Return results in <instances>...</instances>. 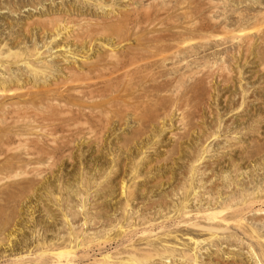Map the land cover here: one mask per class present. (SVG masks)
Returning a JSON list of instances; mask_svg holds the SVG:
<instances>
[{
	"label": "rangeland",
	"instance_id": "obj_1",
	"mask_svg": "<svg viewBox=\"0 0 264 264\" xmlns=\"http://www.w3.org/2000/svg\"><path fill=\"white\" fill-rule=\"evenodd\" d=\"M208 1L0 0V76L9 80V76L28 79L30 75V79L23 80L30 81L31 88L28 82L20 83V78L15 85L19 84L17 92L23 94L28 89L31 97L28 92L24 98L29 108L43 110L49 116L51 109L44 104L42 96L50 83L58 82L64 86L60 89L67 91L61 96L66 104L60 101L55 107L57 110L64 104L58 112L62 117L69 114L66 117L71 123L66 122L68 127L64 129L55 125L52 131L57 138L53 137L52 143V139L47 140L38 131L29 130L34 137L29 136L27 144L11 136L19 129L21 134L28 133L29 126L19 123L20 128L11 127L0 119V264H54L53 258L40 251L44 249L47 253L57 248L67 252V258L73 259L71 264L74 261L73 264H105L91 260L107 253L111 256L106 264H111L114 251L125 250L118 241L130 238L129 233H133L131 242L143 247L144 228L150 225L148 229L156 230L153 232L160 236L161 230L156 228L163 220L160 214L168 211L178 220L174 211L171 212L179 201L173 193L183 185L186 189L197 188L204 179V188L213 183L223 188L228 181L235 184L233 180L238 179V182H253L252 187L248 184L250 188L257 184L264 188V0ZM58 29L62 32L59 37L55 36ZM63 30L69 31L64 34ZM67 32H72L70 38L64 37ZM60 46L70 53L64 56ZM31 47H38L42 53L36 58L31 52L33 56H27L30 49L33 52L37 49ZM4 53H7L6 61L2 59ZM10 53L14 58L10 59ZM84 58L85 64L81 61ZM29 59L35 61L34 65ZM45 60L51 63L52 73L44 70ZM1 61L10 68L9 76L7 70H2ZM63 64L83 70L67 80L58 71ZM113 66L114 70L125 67L127 72L124 76L117 73L110 76ZM78 77L98 86L91 101L75 97L72 91L68 93L74 84L82 82ZM33 97L36 101L41 99L36 103ZM40 101L44 105L38 104ZM83 104L86 111L89 107L94 111L78 114L75 109L80 110ZM65 107L68 111L65 109L63 113ZM56 110L53 107L52 113L58 115ZM200 166L206 175L193 176V169L200 172ZM199 176L202 181L197 182ZM145 214H152L154 223L146 225ZM111 225L115 227L110 228ZM125 225L129 232L122 239L124 233L120 231ZM261 225L264 226L258 222L254 227ZM77 227H80L78 232ZM170 228L174 232L167 237L169 244H188L180 231L176 232L174 226ZM139 231L142 236L137 234ZM76 233L85 240L90 237L87 248L73 245L74 236L83 239ZM155 234L151 236L156 238ZM212 249L202 250V258L211 259ZM231 249L236 248H227L225 254L219 252L220 258L229 257ZM126 254L116 257L122 260L121 257H128ZM247 256L243 260L252 264ZM132 261L135 264L134 260L120 263Z\"/></svg>",
	"mask_w": 264,
	"mask_h": 264
},
{
	"label": "bare ground",
	"instance_id": "obj_2",
	"mask_svg": "<svg viewBox=\"0 0 264 264\" xmlns=\"http://www.w3.org/2000/svg\"><path fill=\"white\" fill-rule=\"evenodd\" d=\"M211 1V0H210ZM210 1H208L209 3H210ZM215 1V0H214ZM138 2V1H137ZM31 3V2H30ZM15 5V4H14ZM128 5V4H127ZM167 5V4H166ZM165 5V6H166ZM207 5H208V3H207ZM163 8H164V6H163ZM133 9V8H132ZM180 9H182V8H180ZM12 10V9H11ZM165 10V9H164ZM168 10V9H167ZM211 11V10H210ZM209 11V12H210ZM166 12V11H165ZM170 12V11H169ZM211 13V12H210ZM56 15V14H55ZM240 15V14H239ZM110 16V15H109ZM112 16V15H111ZM70 17V16H69ZM68 17V18H69ZM116 17V16H115ZM240 17V16H239ZM38 18V17H37ZM57 18V17H56ZM83 18H84V16H83ZM89 18V17H88ZM97 18V17H96ZM113 18V17H112ZM118 18V17H117ZM242 18V17H241ZM61 19V18H60ZM92 19V18H91ZM98 19V18H97ZM120 19V18H119ZM191 19V18H190ZM32 20V19H31ZM41 20V19H40ZM45 20V19H44ZM49 20L51 21V19L49 18ZM48 20V21H49ZM87 20V19H86ZM108 20V19H107ZM110 20V19H109ZM114 20V19H113ZM121 20V19H120ZM33 21V20H32ZM68 21V20H67ZM97 21V20H96ZM111 21V20H110ZM115 21H116V18H115ZM34 22V21H33ZM40 22V21H39ZM69 22V21H68ZM90 22V21H89ZM92 22V21H91ZM114 22V21H113ZM214 22H216V21H214ZM240 22V21H239ZM60 23V22H59ZM64 23V22H63ZM117 23V22H116ZM33 24V23H32ZM49 24V23H48ZM118 24V23H117ZM117 24H116V26H117ZM119 24H121V23H119ZM28 24L26 23V26H27ZM29 25H30V23H29ZM91 25V24H90ZM106 25V24H105ZM63 26V25H62ZM67 26V25H66ZM65 26V27H66ZM80 26V25H79ZM92 26H94V25H92ZM75 28H76V26H75ZM103 28V27H102ZM61 29H58L57 31L58 32H56V34H55V36H58L59 34H61L62 35V32L60 31ZM74 30V29H73ZM93 30V29H92ZM56 31V30H55ZM64 31V30H63ZM66 31H69V30H65L64 31V34H65V32ZM100 31V30H99ZM103 31V30H102ZM74 32V31H73ZM72 33V32H71ZM70 33V34H71ZM89 33V32H88ZM95 33V32H94ZM93 33V34H94ZM99 33V32H98ZM68 32L66 33V35L64 36L65 38H70V35ZM75 34V33H74ZM73 34V35H74ZM90 34V33H89ZM102 34V33H101ZM75 36V35H74ZM91 36V35H90ZM261 36V35H260ZM59 37V36H58ZM73 37V36H72ZM75 37H78V35L77 36H75ZM85 37V36H84ZM88 37H89V35H88ZM93 37V36H92ZM74 38V37H73ZM79 38V37H78ZM81 38V37H80ZM260 38V37H259ZM35 39V38H34ZM72 39V38H71ZM51 40H53L52 38H51ZM55 40V39H54ZM74 40H76V39H74ZM19 41V40H18ZM71 42V41H70ZM74 42V41H73ZM77 42V41H76ZM82 42V41H81ZM89 42V41H88ZM80 43V42H79ZM262 43H264V42H262ZM7 45V44H6ZM90 45V44H89ZM26 45H24V47H25ZM34 46V45H33ZM52 46V45H51ZM54 46V45H53ZM56 46V45H55ZM46 47V46H45ZM66 47V46H65ZM108 47V46H107ZM106 47V48H107ZM1 48V47H0ZM8 48V47H7ZM32 48V47H31ZM37 48V49H36ZM34 47V48H32V49H36V51L35 52H33V51H31V49L29 50V49H27V51L29 50V54H27L26 53V50H25V53L27 54V56L29 55V56H33V55H30V52L33 54L34 53V57L35 56H37V54H38V56L42 53V52H39V50H38V47ZM56 48H57V46H56ZM3 49V48H2ZM59 51H63V53L62 54H64V56H65V53H70V50L68 51L67 49H65V48H62L61 46L59 47ZM263 49H264V47H263ZM262 49V50H263ZM4 50V49H3ZM2 50V51H3ZM7 50H5V52H6ZM17 51H18V49H17ZM111 51V50H110ZM22 52V51H21ZM45 52V51H44ZM80 52V51H79ZM106 52V51H105ZM261 52V51H260ZM263 52V51H262ZM3 53V52H2ZM13 53V52H12ZM12 53H10V59H11V57L12 58H14V56H11V54ZM76 53H78V52H76ZM75 53V54H76ZM85 53V52H84ZM109 53H111V52H109ZM6 54V55H5ZM17 54H18V52H17ZM53 54V53H52ZM66 54V55H67ZM73 54V53H72ZM80 54V53H79ZM114 54V53H113ZM1 55L2 54H0V57H1ZM15 55H16V53H15ZM20 55V54H19ZM71 55V54H70ZM263 56H264V54H262ZM262 55H261V57H262ZM5 56H7V53H4V58H2L3 60L5 59V61H6V59L7 58H5ZM22 56V55H21ZM16 57V56H15ZM18 57V56H17ZM20 57V56H19ZM67 57V56H66ZM81 57V56H80ZM24 58V57H23ZM36 58V57H35ZM73 58V57H72ZM87 58V57H86ZM263 58V57H262ZM17 59H19V58H17ZM20 59H22V58H20ZM66 59V58H65ZM83 59V58H82ZM8 60H9V58H8ZM8 60H7V62H8ZM16 60V59H15ZM56 60V59H55ZM69 60V59H68ZM71 60V59H70ZM112 60H114V59H112ZM264 60V59H263ZM10 61V60H9ZM23 61V60H22ZM29 61L32 63L33 62V65H34V60L32 59V60H30L29 59ZM28 61V62H29ZM80 61V60H79ZM82 61V63L83 64H85V58H84V60H81ZM111 61V60H110ZM11 62V61H10ZM21 62V61H20ZM28 62H26V63H28ZM29 62V63H30ZM41 62H43V61H41ZM3 62L1 61V67L3 66V68L4 69H2V70H7L6 72L8 73L9 71H10V68L8 67V65L6 64V65H4V63L2 64ZM24 63V62H23ZM30 63V64H31ZM100 63V62H99ZM261 63V62H260ZM263 63V62H262ZM38 64V63H37ZM36 64V67L38 66ZM43 64H44V66H45V69L44 70H46V69H48L47 70V73H52V72H50L51 70H52V65H51V63H49L48 61H44L43 62ZM82 64V65H83ZM112 64V63H111ZM77 65V64H76ZM126 65V64H125ZM9 66H11V65H9ZM28 66V68H30L29 67V64L27 65ZM31 66H32V64H31ZM100 66V65H99ZM17 67V66H16ZM40 66H38V68H39ZM103 67V66H102ZM114 67V66H113ZM261 67V66H260ZM32 68H34V66L32 67ZM31 68V69H32ZM125 67H123L121 70H118L117 68H116V70H114L115 69V67L113 68V70L109 73L110 74V76L111 75H113V74H115V73H117V74H123L122 76H124L125 75V73L127 72V68L126 69H124ZM1 69V68H0ZM40 69V68H39ZM90 69V68H89ZM107 69V68H106ZM30 70V69H29ZM44 70H43V72H44ZM81 70H83L82 68H75L73 65H65V64H63L62 66H61V68H59L58 69V71L62 74L61 76H64L65 77V79H67L68 77H70L71 76V80L73 79V78H75L77 75L76 74H78L79 72H81ZM262 70V69H261ZM33 71V70H32ZM35 71H36V68H35V70H34V73H35ZM95 71V70H94ZM11 72V71H10ZM10 72L8 73V76L10 75ZM26 72V71H25ZM24 71L22 72V73H25ZM28 72H30V71H28ZM39 72V71H38ZM41 72H42V69H41ZM46 72V71H45ZM83 72V71H82ZM100 72H102L101 70H100ZM100 72H99V74H100ZM3 73V72H2ZM21 73V72H20ZM19 73V74H20ZM21 73V74H22ZM27 73V72H26ZM34 73H32V74H34ZM84 73V72H83ZM14 75V73H11V75ZM29 74H31V73H29ZM41 74V73H40ZM86 74V73H85ZM84 74V75H85ZM108 74V75H109ZM1 75V74H0ZM24 75V74H23ZM27 75V74H26ZM35 75V74H34ZM37 75V74H36ZM35 75V76H36ZM42 75V74H41ZM44 75H45V73H44ZM46 75H48V74H46ZM45 75V76H46ZM76 75V76H75ZM83 75V76H84ZM105 75V74H104ZM107 75V76H108ZM5 76H6V74H5ZM15 76V75H14ZM18 76V75H17ZM33 76V75H32ZM55 76V75H54ZM72 76H74L73 78H72ZM79 76V75H78ZM80 76H81V74H80ZM90 76V75H89ZM109 76V77H110ZM114 76V75H113ZM28 77V79H30V75H28L27 76ZM34 77V76H33ZM50 77H51V75H50ZM63 77V78H64ZM109 77H107V79H110ZM115 77V76H114ZM9 80H8V78H6V77H4V76H0V119H1V121L2 122H5V124H9V126H11V127H14V126H18V128H20L19 127V123H21V124H26L27 126H29V128H28V133H26L25 132V134H21V133H19L20 132V129H19V132H12L13 131V129H12V136H11V138L13 137V138H15V139H18V140H20V141H22V140H24L25 142H26V140L28 139L29 140V138L31 139V137H34L33 135H32V133L34 132V131H38V133H39V135L41 134V136H43L44 138H46L47 140H51L50 142L52 143L53 142V137H56V135L54 134L55 132L54 131H52V130H54L53 128L54 127H56L55 125H58L59 127H62V129H64L63 127L65 126V128L66 127H68V125L69 124H71L68 120H69V117L67 118L66 116H69V114L68 115H66V116H64V117H62L63 116V114H61V112L59 113L58 112V109H59V107H57L58 109L56 110V105H58V103H60V101H61V99H63L64 97H61L62 96V94H64L65 92V90H61V89H63L64 88V86H61V85H59V84H57L58 82H54V83H50V86L48 85V87L47 88H45L46 89V92H45V96H42V97H44V99L42 98V100L44 101V104L46 103L47 104V106L51 109V112H50V110L48 111L47 110V108L45 109L44 108V110H47L48 112H50V114H51V116H49L48 115V113H47V115H45L46 114V112H42L41 110V112H39V109H38V111H35V110H33V107H32V109H30L29 108V104H28V101L25 99L26 97H25V95H26V93H28L29 92V94L28 95H30L29 97H31V93H30V91H28V89H27V92H26V90H25V94L23 93V94H21L20 93V91H19V93L17 92V90H19V84H18V87H16L15 85H17V83H19L20 82V80L22 79L23 80V78L24 77H22L21 78V76L20 77H15V79L14 78H12L11 79V76H9ZM21 78V79H20ZM25 78H26V76H25ZM24 78V79H25ZM61 79H62V77H60ZM80 77H78V79H79ZM96 78V77H95ZM14 79V80H13ZM27 78L25 79V80H28ZM69 79V78H68ZM67 79V80H68ZM81 80H82V78H80ZM88 79V78H87ZM21 80V82L20 83H23L24 82V80L22 81ZM46 80V79H45ZM63 80V79H62ZM89 80V79H88ZM100 80V79H99ZM31 81H33V80H31ZM87 81V80H86ZM96 81V80H95ZM105 81V80H104ZM108 81V80H107ZM110 81V80H109ZM7 82L8 83H10V84H7ZM28 83L30 82V81H27ZM27 82H24L25 84H27ZM53 82V81H52ZM65 82V81H64ZM73 82H76L77 83V81H73ZM82 82H84V83H82ZM82 82H78L77 84H74L75 86H73L72 87V89L71 90H68V93L70 92V91H72V93H73V95L76 97H79V99H83L84 101H91L92 100V98L93 97H95V93L97 92V87L98 86H96V85H93V83L91 84L90 82H88V83H86L84 80H82ZM103 82V81H102ZM49 83V82H48ZM66 83H67V81H66ZM108 83V82H107ZM107 83H105V84H107ZM30 84L31 83H29V86H30ZM46 84V83H45ZM95 84V83H94ZM100 84V83H99ZM21 85H23L24 86V84H21ZM103 85V84H102ZM111 85V84H110ZM46 86H47V84H46ZM61 87H63V88H61ZM114 87V86H113ZM24 88V87H23ZM23 88H22V90H23ZM30 88H31V86H30ZM44 88V87H43ZM42 88V90H44ZM61 88V89H60ZM108 88V87H107ZM25 89H26V86H25ZM102 89V88H101ZM21 90V89H20ZM21 90V91H22ZM33 90H36V89H34L33 88ZM99 90V89H98ZM112 90V89H111ZM37 91V90H36ZM39 92H41V91H37V93H39ZM100 92V91H99ZM33 93H34V95H35V91L34 92H32V95H33ZM66 93H67V91H66ZM65 93V94H66ZM71 93V92H70ZM71 93V94H72ZM109 93V92H108ZM100 94V93H99ZM70 94H68L67 96H69ZM72 95V96H73ZM111 95V94H110ZM25 97V98H24ZM28 97V96H27ZM70 97V96H69ZM98 98V97H97ZM96 98V99H97ZM38 99V98H37ZM41 99V98H40ZM40 99H38V100H40ZM94 99V98H93ZM32 100H34L36 103H37V101H36V98H34L33 97V99ZM98 100V99H97ZM43 101H40L38 104H40V103H42L43 104ZM63 101H65V100H63ZM63 101H61V102H63ZM79 101V100H78ZM81 101V100H80ZM83 101V102H84ZM87 101V102H88ZM32 103H33V101H31ZM87 102H85V103H87ZM64 104H66L65 102H63ZM95 103V102H94ZM110 103V102H109ZM43 104V105H44ZM64 104H61L60 105V109H59V111H61V107H62V105H63V107H64ZM81 104V103H80ZM99 104V103H98ZM42 105V106H43ZM84 105L85 104H83V107L82 108H79L80 110H78V109H75L77 112H78V114H80V113H82V115H84V111H86L85 109L86 108H84ZM30 106H33V105H30ZM40 106V105H39ZM69 106V105H68ZM36 107H37V104H36ZM55 108V110H56V113L58 114V115H55V113L53 112L52 113V108ZM70 107H71V105H70ZM39 108V107H38ZM83 108H84V110H83ZM36 109V108H35ZM42 109V108H41ZM66 109V107L65 108H63L62 110H63V113H64V110ZM68 109V108H67ZM66 109V110H67ZM74 109H73V111H74ZM90 109V111H92L93 109L92 108H88V110ZM54 110V109H53ZM65 110V111H66ZM71 110V109H70ZM69 110V111H70ZM87 110V111H88ZM68 111V110H67ZM82 111V112H81ZM86 111V112H87ZM89 111V112H90ZM94 111V110H93ZM37 112V113H36ZM72 112V111H71ZM66 113V112H65ZM73 114H74V112H72ZM52 114H54V116L52 115ZM75 114H77L76 112H75ZM77 114V116H79ZM86 114V113H85ZM88 114V113H87ZM90 114H92V112H90ZM90 114H88V115H90ZM94 114V113H93ZM73 117V116H72ZM71 117V118H72ZM81 117V116H80ZM70 118V120H72ZM85 121V120H84ZM83 121V122H84ZM66 122H67V124H66ZM72 122V121H71ZM73 122H75V120L73 121ZM77 122V121H76ZM65 123V124H64ZM59 124H61V126L59 125ZM62 124H63V126H62ZM1 126V125H0ZM8 126V125H7ZM6 126V127H7ZM23 126V125H22ZM24 127H25V125H24ZM4 128V127H3ZM16 128V127H15ZM14 128V131L16 130ZM26 128V129H27ZM6 129V128H5ZM7 129H8V127H7ZM22 129H25V128H22ZM26 129H25V131H26ZM61 129V130H62ZM4 130V129H3ZM10 130H11V128H10ZM32 131V133H29L30 131ZM18 131V130H17ZM65 131V130H64ZM67 131H68V129H67ZM8 132H9V129H8ZM23 132H24V130H23ZM228 132V131H227ZM9 134V133H8ZM36 134V133H35ZM213 134V133H212ZM2 135V134H1ZM32 135V136H31ZM55 135V136H54ZM10 136V135H9ZM8 136V137H9ZM29 136H31V137H29ZM38 136V135H37ZM42 137V138H43ZM5 138H6V136H5ZM41 138V139H42ZM43 138V139H44ZM57 138V137H56ZM234 138V137H233ZM264 138V137H263ZM9 140H10V138H8ZM35 139H36V137H35ZM216 139V138H215ZM6 140V139H5ZM27 140V141H28ZM33 140V139H32ZM45 140V139H44ZM12 141H14V140H12ZM31 141V140H30ZM37 141V140H36ZM35 140H34V142H36ZM49 141H47L46 142V144L49 142ZM18 142V141H17ZM44 141H42L41 143H43ZM27 143V142H26ZM29 143V142H28ZM27 143V144H28ZM30 143H32V141L30 142ZM40 143V144H41ZM20 144H22L21 142H20ZM24 144V143H23ZM45 144V143H44ZM18 145H19V143H18ZM38 145V144H37ZM248 146V145H247ZM24 147V146H23ZM234 147V146H233ZM228 148H230V147H228ZM227 148V149H228ZM209 149V148H208ZM13 150H15V149H13ZM28 150H30V149H28ZM28 150H25V151H28ZM203 150V152H205L204 150L205 149H202ZM244 150V149H243ZM226 152V151H225ZM230 152V151H229ZM223 153V152H222ZM25 154V153H24ZM224 154V153H223ZM249 155V154H248ZM222 156V155H221ZM30 157H31V155H30ZM194 157V156H193ZM211 157V156H210ZM241 157V156H240ZM203 158V157H202ZM232 158V157H231ZM235 158V157H234ZM233 158V159H234ZM254 158V157H253ZM191 159V158H190ZM229 159V158H228ZM243 159H245V158H243ZM208 160V159H207ZM231 161H233L232 159H230ZM248 160V159H247ZM260 160V159H259ZM236 161V160H235ZM227 162V161H226ZM230 162V161H229ZM245 162V161H244ZM263 162V161H262ZM210 163V162H209ZM212 163H213V161H212ZM215 163V162H214ZM218 163V162H217ZM208 164V163H207ZM216 164V163H215ZM19 165V164H18ZM230 165L231 166H233L234 165V168H235V164L232 162V164H231V162H230ZM237 165H238V163H237ZM236 165V166H237ZM202 166V165H201ZM201 166L200 167H198L199 169L201 168ZM211 166V165H210ZM204 166H202V168H203ZM207 167H209V166H207ZM237 167H239V166H237ZM202 168H201V171L199 172V170L198 169H193V173H192V175L194 174H197V176L200 174H202V177H203V174L204 175H206L205 174V171H203L202 170ZM205 168V167H204ZM211 168H212V166H211ZM220 168V167H219ZM223 168V167H222ZM231 168V167H230ZM258 168V167H257ZM218 169V168H217ZM236 169V168H235ZM198 170V171H197ZM211 170V169H210ZM219 170V169H218ZM233 170V169H232ZM209 171V170H208ZM217 172V171H216ZM209 173V172H208ZM207 173V174H208ZM233 173V172H232ZM244 174V173H243ZM251 174V173H250ZM262 174V173H261ZM193 175V176H194ZM158 176V175H157ZM210 176V175H209ZM252 176H253V174H252ZM255 176H257V175H255ZM254 176V177H255ZM261 176V175H260ZM186 177V176H185ZM200 177V179L198 178V177H196V178H198L197 179V182H200V181H202V177L201 176H199ZM236 177H238L237 175H236ZM254 177H252V178H254ZM259 177V176H258ZM257 177V178H258ZM191 178H192V176H191ZM210 178V177H209ZM235 178V177H234ZM233 178V179H234ZM250 178V177H249ZM252 178H251V180H252ZM256 178V177H255ZM254 178V179H255ZM194 181H195V178L193 179ZM211 180V179H210ZM209 180V181H210ZM238 180V179H237ZM236 179L235 180H233V181H236L235 182V184L232 182H229L228 181V183H227V185L226 186H222L223 188H219L217 185H216V183H215V185H214V183L210 186L209 185V187H207V188H204L203 187V183H205L206 182V180L204 181V179H203V183L202 184H199L198 186L196 185V187L197 188H195V186H193V187H191L190 186V188L191 189H186L187 187H185L184 185L182 186V188H180L179 189V191L177 190V192H175V193H173V196L175 195V194H177L176 195V197L179 199V201L177 202V204L176 205H173L174 206V208H173V210H171V212H173L174 211V213L176 214V216H177V218H178V220H175V219H173V216H170L171 214H173V213H171V214H169L168 213V211L166 212V213H164L163 212V210L162 211H160V210H157V213H161V212H163L164 214H160V216L161 217H163V220L161 221V223L160 224H158V226L156 227V226H154V227H156L158 230L160 229L161 230V233H160V236L162 235V236H164V238H159L160 236L158 235V236H156V234L154 233L156 230H150L151 228L149 227L150 225H149V223H151V222H153L154 223V221H153V219H155L154 218V216H152V214L149 216H146V214H145V223H148V224H146V225H149L148 227L150 228V229H148V227L147 228H144V232H142L141 230V232L144 234L145 233V237L143 238L142 237V240L144 239L145 240V246H143V247H138V246H140V245H135V243H134V241H133V243L131 242L132 241V239L130 240V238H132V236H133V233H129V234H132V236L131 235H129V236H127V237H130V238H128V239H126V240H122L121 242L120 241H118V243H120V245H123V247L125 248V250H122V251H116L115 249H117L118 248V246H120V245H115V246H117V248L115 247V251L114 252H116L115 253V256H112V257H114V259H111L110 260V262L109 263H111V264H115V263H118L119 262V264H121L120 262H125V261H129V260H134L135 262V264H173V262H177V264H214L215 262H218L219 264H247V261H244L243 260V257H244V255H248L247 257H248V261H249V259L251 260V263L252 264H264V226L263 225H261L260 226V228L258 227V228H256V227H254L258 222L260 223H262V224H264V188H262V187H259L258 186V184H257V186H254L253 188H250L249 186H248V184L251 186V184L253 183V182H251V181H249V182H247V181H237ZM245 180V179H244ZM256 180V179H255ZM261 180H263V179H261ZM260 180V181H261ZM190 181V180H189ZM230 181H232V180H230ZM252 181H254V180H252ZM188 182V181H187ZM208 182V181H207ZM227 182V181H226ZM256 183H259V181L258 182H256ZM262 183V182H261ZM183 184H184V182H183ZM195 184V183H194ZM254 184H255V182H254ZM205 185H207V184H205ZM221 185V184H220ZM225 185V184H224ZM189 186V185H188ZM239 186V187H238ZM252 187V186H251ZM122 189H124V188H122ZM189 190V191H188ZM86 191V190H85ZM132 191H133V189H132ZM102 193V192H101ZM125 194V193H124ZM102 195V194H101ZM81 196V195H80ZM123 196V195H122ZM127 196V195H126ZM57 197V196H56ZM175 197V198H176ZM129 198V197H128ZM127 198V199H128ZM123 199V198H122ZM172 199V198H171ZM129 202V201H128ZM161 202V201H160ZM74 203V202H73ZM125 203V202H124ZM162 204H164V203H162ZM76 205V204H75ZM150 205V204H149ZM62 206V205H61ZM81 206V205H80ZM84 206V205H83ZM91 206H92V204H91ZM123 207V206H122ZM146 207V206H145ZM163 207H165V206H163ZM68 208V207H67ZM82 208V207H81ZM125 208V207H124ZM150 208V207H149ZM172 208V207H171ZM73 209V208H72ZM84 210H85V208H83ZM46 210V209H45ZM78 210V209H77ZM76 210V211H77ZM80 211V210H79ZM137 211V210H136ZM44 212V211H43ZM65 212V211H64ZM84 213H86L85 211H83ZM124 212V211H123ZM150 212V211H149ZM76 213V212H75ZM151 213V212H150ZM87 214V213H86ZM101 215V214H100ZM49 216V215H48ZM70 216V215H69ZM72 216V215H71ZM85 216V215H84ZM131 216V215H130ZM74 217V216H73ZM69 218V217H68ZM121 218V217H120ZM127 218V217H126ZM132 218V217H131ZM141 218V217H140ZM176 218V217H175ZM74 219V218H73ZM89 219V218H88ZM173 219V220H172ZM124 220H125V218H124ZM164 220H169V222L170 223H172V226H170V227H175L176 228V232H177V230L178 231H180L181 233H182V236L184 235L185 237L183 238L184 239V241L186 240L187 242H188V244L187 245H185L183 242L179 245H177V244H169V240L167 239V237H170V234L171 233H173L172 232V230H170L171 228L169 227V224L167 223V222H165L164 223ZM99 221V220H98ZM117 221V220H116ZM120 221V220H119ZM128 221V220H127ZM130 221V220H129ZM141 221H142V219H141ZM84 222V221H83ZM82 222V223H83ZM112 222V221H111ZM144 222L142 223V224H144ZM257 222V223H256ZM97 223V222H96ZM95 223V224H96ZM127 223V222H126ZM153 223L151 224L152 226H153ZM256 223V224H255ZM110 224V223H109ZM113 224V223H112ZM116 224V223H115ZM114 224V225H115ZM122 225H123V223H121ZM130 224V223H129ZM132 224V223H131ZM255 224V225H254ZM86 225V224H85ZM117 225V224H116ZM122 225H119V226H122ZM137 225V224H136ZM136 225L134 226V228L136 227ZM141 225V224H140ZM79 226V225H78ZM131 226V225H130ZM129 226V227H130ZM151 226V227H152ZM71 227V226H70ZM76 227V226H75ZM112 227H115V226H113V225H111V227L110 228H112ZM168 227V228H167ZM62 228V227H61ZM74 228V227H73ZM80 227H77V232H78V229H79ZM110 228H109V230H110ZM119 228H121V227H119ZM122 228H123V230H122ZM121 229H119V230H122V231H120V232H122V233H124V235H122L123 236V238L122 239H125L126 237H125V232L126 233H128L129 231L126 229L127 228V225H125V226H123ZM138 228V227H137ZM170 228V229H169ZM106 229V228H105ZM124 229H126V230H124ZM140 229H142V228H140ZM147 229V230H146ZM108 230V231H109ZM117 230H118V228H117ZM175 230V229H174ZM72 231H74V230H72ZM94 231V230H93ZM112 231V230H111ZM139 231V232H140ZM154 231V232H153ZM183 231V232H182ZM75 232V231H74ZM74 232H72V233H74ZM80 232V231H79ZM83 231H81V233H82ZM116 232V231H115ZM132 232H133V230H132ZM138 232V231H137ZM136 232V233H137ZM137 233V234H139V235H143L142 233ZM149 232V234H147ZM150 232H152L153 234H151ZM157 232V231H156ZM159 232V231H158ZM119 233V232H118ZM77 234V233H76ZM75 234V235H76ZM82 234H85V233H82ZM89 234V233H88ZM94 234V233H93ZM117 234V233H116ZM116 234H113V235H116ZM136 234V235H137ZM155 234V236H156V238L154 237H152L153 235ZM73 235V234H72ZM77 235H79V234H77ZM81 235V234H80ZM79 235V236H80ZM120 235H121V233H120ZM135 235V234H134ZM135 235V236H136ZM152 235V236H151ZM91 236V235H90ZM119 236V234L117 235V237ZM121 236V237H122ZM138 236V235H137ZM137 236H136V238H137ZM63 237V236H62ZM70 237V236H69ZM81 237H82V235H81ZM89 236H87V238H88ZM98 237V236H97ZM113 237V236H112ZM125 237V238H124ZM149 237H152V239H150ZM83 238V237H82ZM86 238V240H85V238H83L82 240L81 239H79L77 236H74V238L73 239H71V241L74 243L73 245H75V247H79V246H82V247H84V248H87V246H88V244H89V241H90V237H89V240ZM93 238H95V237H93ZM111 238V237H110ZM115 238V237H114ZM135 238V237H134ZM173 238H174V235H173ZM176 238V237H175ZM98 239V238H97ZM100 239V238H99ZM121 239V238H120ZM141 239V238H140ZM154 239H156V240H154ZM179 239V238H178ZM84 240H85V242H84ZM92 240V239H91ZM111 241H112V239H111ZM182 241V240H181ZM70 242V241H69ZM94 242V241H93ZM96 242V241H95ZM95 242H94V246H95ZM97 242H98V240H97ZM104 242H105V239H104ZM107 242V241H106ZM135 242H137V241H135ZM100 243V242H99ZM98 243V244H99ZM116 243V242H115ZM117 243V244H118ZM140 242H138V244H139ZM177 243V242H176ZM91 244V243H90ZM93 244V243H92ZM92 244L90 245L91 247H92ZM73 245H72V248H73ZM101 245H103V243L101 244ZM137 246V247H135V246ZM57 246V245H56ZM55 246V247H56ZM99 246H100V244H99ZM185 248H184V247ZM54 247V246H53ZM69 247V246H68ZM145 247V248H144ZM207 247H209V248H214V249H212V252L210 253L209 252V254L211 255V259H209L210 257L209 256H207V258H206V260L204 259L205 257H203L202 258V254H203V252H202V250H207ZM231 247H233V248H236L235 249V251H234V249L232 250V252H230V251H228V252H230L229 253V257H226L225 259H221L220 258V256H219V252H223L224 254H225V251H227L226 249L228 248H231ZM45 248V247H44ZM49 248V247H48ZM119 248H122V247H119ZM126 248H128V250H126ZM58 249V248H57ZM54 250L53 249V251H50V252H47V253H45L44 252V249L42 250V251H40L41 252V254L42 255H46V256H48V257H50V258H53L54 260H52V263H54V264H71V262L73 261V259H72V261L70 260V259H68L67 258V256H66V254H67V252H65L64 250L62 251V250ZM62 249V248H61ZM79 249V248H78ZM90 249V248H89ZM49 250V249H48ZM52 250V249H51ZM68 250V249H67ZM77 250V249H76ZM80 250V249H79ZM93 250H94V248H93ZM92 250V251H93ZM108 250V249H107ZM120 250V249H119ZM243 250H245V252L243 251ZM73 252H74V250H72ZM83 251V250H82ZM87 252L89 251V250H86ZM86 251H83V252H86ZM40 252H38L39 253V255H40ZM72 252V253H73ZM111 252H113V251H111ZM227 252V253H228ZM66 253V254H65ZM69 253H71V251H69L68 252V254ZM126 254V253H128V257H125V259L126 260H124V257H121V259L122 260H119V259H117V257H116V255L117 254H119V256H120V254ZM74 254V253H73ZM89 254V253H88ZM108 254V253H107ZM105 255V254H103V255H101V258L99 259V258H97V259H94V260H91V261H97V262H99V263H105L106 264V262H108L109 261V256H111V255ZM137 254L139 255V256H137ZM208 254V253H207ZM208 254V255H209ZM71 255V254H70ZM75 255V254H74ZM84 255V254H83ZM86 255V254H85ZM228 255V254H227ZM79 256H82V255H79ZM118 256V255H117ZM126 256H127V254H126ZM35 257V256H34ZM39 257V256H38ZM42 257V256H41ZM77 257V256H76ZM92 257H94V256H92ZM79 258V257H78ZM81 258V257H80ZM83 258V257H82ZM81 258V259H82ZM229 258V259H228ZM86 259V258H85ZM37 260V259H36ZM38 260H39V258H38ZM70 260V261H69ZM214 261V263H212L213 261ZM86 261H88V260H86ZM173 261V262H172ZM35 262V261H34ZM34 262H32V263H34ZM42 262V261H41ZM41 262H39L38 261V263H41ZM75 262V261H74ZM73 262V263H74ZM72 263V264H73ZM93 263V262H92ZM130 263V262H129ZM133 263V261L131 262V264ZM217 263V264H218ZM86 264H88V263H86ZM125 264V263H124ZM174 264H176V263H174Z\"/></svg>",
	"mask_w": 264,
	"mask_h": 264
}]
</instances>
